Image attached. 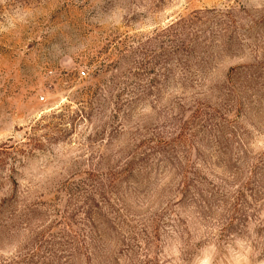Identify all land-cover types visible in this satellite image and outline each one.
<instances>
[{
    "label": "rangeland",
    "instance_id": "rangeland-1",
    "mask_svg": "<svg viewBox=\"0 0 264 264\" xmlns=\"http://www.w3.org/2000/svg\"><path fill=\"white\" fill-rule=\"evenodd\" d=\"M0 264H264V0H0Z\"/></svg>",
    "mask_w": 264,
    "mask_h": 264
},
{
    "label": "built area",
    "instance_id": "built-area-1",
    "mask_svg": "<svg viewBox=\"0 0 264 264\" xmlns=\"http://www.w3.org/2000/svg\"><path fill=\"white\" fill-rule=\"evenodd\" d=\"M85 72H83V74H84Z\"/></svg>",
    "mask_w": 264,
    "mask_h": 264
}]
</instances>
